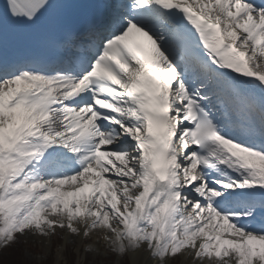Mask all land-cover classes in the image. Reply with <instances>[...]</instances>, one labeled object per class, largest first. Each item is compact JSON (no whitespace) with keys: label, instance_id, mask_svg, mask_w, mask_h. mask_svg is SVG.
<instances>
[{"label":"snow or ice","instance_id":"6c2138e0","mask_svg":"<svg viewBox=\"0 0 264 264\" xmlns=\"http://www.w3.org/2000/svg\"><path fill=\"white\" fill-rule=\"evenodd\" d=\"M57 229L264 264V0H4L0 249Z\"/></svg>","mask_w":264,"mask_h":264},{"label":"rangeland","instance_id":"374dc122","mask_svg":"<svg viewBox=\"0 0 264 264\" xmlns=\"http://www.w3.org/2000/svg\"><path fill=\"white\" fill-rule=\"evenodd\" d=\"M100 231L93 232V235L99 238L97 239L98 243L102 245V242L104 243L108 240L104 239L107 235L101 234ZM56 233L57 235L50 237L51 246L48 245L50 240L45 243L43 239L40 241V237L36 238L35 234L32 233H28L26 236H19L20 243L11 246L0 255V264H132L129 254L122 255L116 252L113 247H111V249L99 247L94 250L93 246L95 243L92 241L94 240L92 235H90L92 237L89 236L86 238L88 241H86L79 250V245L74 242L68 243L66 249L65 233H62V231H57ZM43 238L48 237L43 236ZM48 247H52L53 251H46ZM63 247L64 249L60 253L59 249ZM11 251H15L14 255L9 256V252ZM64 251L65 259L59 263L60 260H58V256ZM171 260L172 264H201V262H197L198 260H195L194 256L189 252L178 255L170 259V261Z\"/></svg>","mask_w":264,"mask_h":264},{"label":"bare ground","instance_id":"6f19581e","mask_svg":"<svg viewBox=\"0 0 264 264\" xmlns=\"http://www.w3.org/2000/svg\"><path fill=\"white\" fill-rule=\"evenodd\" d=\"M57 231H62V233H65V237H66V243H65V247H66V249H67V245H68V243H75V244H78L79 245V250L82 248V245L86 242V241H88V239H86V238H84L82 235L81 236H76V235H72V234H70L67 230H60V229H57ZM82 232H83V229L81 230ZM100 230H98V232H99ZM101 232V234H103V235H107V236H111V234L110 233H108V232H105V231H100ZM60 233V232H59ZM94 233H92L91 235L94 237V240H92L94 243H95V245L93 246V248H94V250L95 249H98L99 247H107V248H109V249H111V247H112V245L110 244V242L109 241H106V242H102V245H101V243H98V240L97 239H99L98 237H96V236H94L93 235ZM92 236H90V237H92ZM35 237L36 238H39V240L41 241L42 239L44 240V242L45 243H47L49 240H50V243L48 244L49 246H51V238L50 237H48V238H43V236H41V235H37V234H35ZM63 249H64V247L63 248H60L59 249V252L61 253V251H63ZM53 251V249H52V247H48V248H46V251ZM56 250V249H55ZM66 251V250H65ZM65 251L62 253V254H59V258H58V260H60L59 261V263L62 261V260H64L65 259ZM51 253V252H50ZM125 255L126 254H129V256H130V259H131V263L132 264H161V262L159 261V260H157V259H153L152 257H151V253L149 252V250L147 249V247L145 246V247H142V248H140L139 250H137V251H128V252H126V253H124ZM120 255V254H119ZM123 255V254H122ZM1 257V256H0ZM172 262V260L170 261V258L169 259H167L165 262H164V264H172L171 263ZM197 262H200V261H197ZM198 264V263H197ZM204 264H207V262H204Z\"/></svg>","mask_w":264,"mask_h":264},{"label":"clouds","instance_id":"9594fccd","mask_svg":"<svg viewBox=\"0 0 264 264\" xmlns=\"http://www.w3.org/2000/svg\"><path fill=\"white\" fill-rule=\"evenodd\" d=\"M26 235H27V234H25V236H26ZM55 235H57V233H56ZM53 236H54V235H53ZM49 237H51V236H49ZM19 243H20V238L17 237L16 240H15V242H14L11 246L16 245V244H19Z\"/></svg>","mask_w":264,"mask_h":264}]
</instances>
